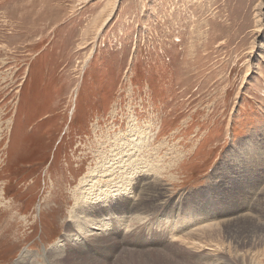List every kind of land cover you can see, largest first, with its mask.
<instances>
[{
    "label": "rangeland",
    "instance_id": "374dc122",
    "mask_svg": "<svg viewBox=\"0 0 264 264\" xmlns=\"http://www.w3.org/2000/svg\"><path fill=\"white\" fill-rule=\"evenodd\" d=\"M132 116L160 193L94 217L77 185ZM246 140L264 143V0H0V264H264ZM73 218L107 225L72 244Z\"/></svg>",
    "mask_w": 264,
    "mask_h": 264
},
{
    "label": "bare ground",
    "instance_id": "6f19581e",
    "mask_svg": "<svg viewBox=\"0 0 264 264\" xmlns=\"http://www.w3.org/2000/svg\"><path fill=\"white\" fill-rule=\"evenodd\" d=\"M136 122H137L136 119L135 118L133 119V116H132L131 120L128 122V128H127L126 132L125 131L123 132L122 130H120L119 132L117 131V133H114L112 136L114 139L113 140L109 139L111 141V143H108L107 141H105L103 143L102 147L98 150V153H97L98 158H95V159H98V161L95 163V166L90 167L88 169V172L85 175H83V177H81V179H80V181H82L84 184H86L87 193L83 194L80 191V189L78 188L79 184L77 185V192H75L76 194L74 196L75 197L74 198L75 205H76L75 207H77L81 210H84L87 213L94 212V217H95V215L99 216V215L103 214L101 212L102 207L104 209H107V205H109V207H111V204L114 202L113 200H115L116 197L123 199L126 202V205L128 206L129 209H137L138 207H143L145 205H147V206L151 205L152 204V201H151L152 198L158 197L157 193L159 192V190H156L155 187L157 185L156 180H157V176H158L157 174H159V172L156 174V176L152 174V172L155 171L156 168L159 169L158 164L155 163V161H153V159H155V158L151 157V154H149L150 152H148L149 156H147L148 155L147 154L146 156L142 155V158H139V156H141V154L144 153V151L150 145H152V141H151L152 139L150 138V134H149V133H151V131H147V129H143V127L140 128V126H138V124ZM258 142H259L258 140H253V141L246 140V141L241 142L240 148L242 150V153H243V151H247L251 155H254V157L261 159L264 163V156H263L264 151L261 150L262 148H264V146L262 147V145L264 143H258ZM147 150H149V149H147ZM157 156H158V154L155 155V157H157ZM161 159H162V157H161ZM244 163H246L244 161V159H241L240 160L241 172L238 175H234V176L231 174L229 175V177H233V178L229 181H227L229 179V178H227L226 181H227L228 185H230V182H233L232 180H237V179L239 180V179L243 178V176L245 174L244 173L245 169L242 168L244 166L243 165ZM158 171H160V170H158ZM91 173L98 175V177L96 179H94L92 177ZM262 173H263V176L261 177V183L264 181V171L261 172V174ZM141 176H144V177L140 178ZM159 177H161V175ZM80 181H79V183H80ZM162 188L163 189L161 191L165 192L166 188L165 187H162ZM169 194H171V193H169ZM167 199H169V198H167ZM242 205H245V204H242ZM121 210H122V208H121ZM206 212H208V211H206ZM115 215L117 216V213ZM99 222H100V220L93 222L94 225H96L95 229L85 230L81 226V224L75 218H73L72 224L67 225V227H66V232L63 236L62 241H64V242L65 241H69V242L72 241L71 243L73 244L76 241H80V240H84L85 242H87L89 240H93L95 237H97L103 233L102 232L103 228H105L104 226L107 225L106 223H103V222L99 223ZM198 228H196V232H198V231L200 232V230H197ZM203 228H204V226H203ZM126 229H127V227H126ZM94 230H96L97 232H95ZM73 232H75L76 234H79V235L71 234ZM79 236L82 237V239ZM104 236H106V235H104ZM179 238H180V236H179ZM182 239H184V238H182ZM106 244H107V242H106ZM113 246H115V245H113ZM194 247L196 248L197 245ZM210 250L214 251L212 249H210ZM59 253H58V255H59ZM73 255H72V257H73ZM27 256H28V251L25 249L20 254L19 259L16 261V263L18 264L19 262L24 260ZM85 259H86V257L84 258V260ZM97 259L98 258H96V260Z\"/></svg>",
    "mask_w": 264,
    "mask_h": 264
}]
</instances>
